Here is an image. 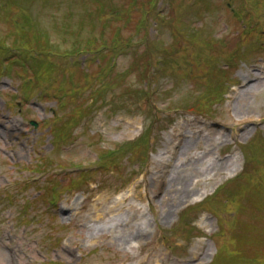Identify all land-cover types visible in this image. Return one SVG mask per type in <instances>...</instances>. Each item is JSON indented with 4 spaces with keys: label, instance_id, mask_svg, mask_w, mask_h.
I'll return each mask as SVG.
<instances>
[{
    "label": "rangeland",
    "instance_id": "obj_1",
    "mask_svg": "<svg viewBox=\"0 0 264 264\" xmlns=\"http://www.w3.org/2000/svg\"><path fill=\"white\" fill-rule=\"evenodd\" d=\"M78 1H80L79 6L81 10L78 13H73V15L77 17L76 23L78 24H76L75 27L79 26L80 30H83V33H81V40L86 41L92 39V34L95 29H99L104 22L107 29L102 38L108 42L113 38L112 34L107 35L111 27L129 29V27L121 24L122 22L115 20H100L98 22L94 21V23L84 13V11L90 10L92 0ZM121 1L122 0H119V2ZM142 1L147 2V0ZM26 2L27 0H17L16 5L22 9L24 6H28L25 5ZM124 2L125 3H119L116 8L126 7L128 5V15L133 19L134 23H140L137 26L138 38L130 48H126L125 54L129 62L127 59L123 58H119L116 61L118 69L124 67L128 63L125 70L117 72L116 70L111 71V69L105 67L102 69L101 74L103 78L109 79V81L106 80L103 83L105 91L111 90L119 85L115 93H113L112 98L116 101L117 106L128 108L129 105L126 99L143 95L142 84L144 73L152 53L148 51L145 36L141 37L146 23L144 21L146 20V16H140L143 13L151 12V10H147V8L138 4L131 7L128 0H124ZM45 3L46 2L41 0L35 1V5H33L35 17H33L31 10H24L19 14L22 15V21L27 31L34 32V29L47 28L46 31L50 34L54 33L55 36L59 27L62 26V22H55L50 25L47 19L49 18L47 14L49 10L45 9ZM164 3L169 5V0H165ZM161 4L162 2L159 3V5ZM170 4L171 15L176 12L186 15V19L182 23V26L191 31V36L188 37L187 41L196 43L195 48L188 52L191 54L192 58L196 57L195 59L198 61L201 58L206 64L205 66L200 63L195 65V70H197V72L192 71V74H197L198 77H194L193 83H195V85L189 92L190 96L195 100L203 102L208 111L207 117L212 118V111L221 107L225 102L227 86V82L221 72L216 68V65L219 66L218 63H221L222 66L227 67L228 61L225 62V56L234 57L235 55H237L240 62L237 68L230 72V82L233 81V83L238 84L239 93L236 100L233 102L230 113L225 112L223 108V111L220 110L221 113L219 114L220 117L217 118L218 120L215 119L213 122L208 123L212 120L195 115L191 111L187 113V111L184 110L179 111L170 109V111L162 112V94L159 92L158 95H155L153 98L154 105L156 104V108L160 109L158 110L157 118L164 117V120H161V125L163 122H165V124L163 130L158 131L156 127L153 134L150 133L151 137L149 139V144L152 146L150 147L152 154L149 151L147 154L148 159L157 161L164 158L165 155L162 149L170 141L171 136L175 134L173 132L176 127L180 125L182 128L191 129L192 127L187 124V121H191L193 117H196L193 121H196L203 127L208 128L211 124H216L220 127L224 126V130H226L228 126L223 125L219 120L229 122L227 120L228 117L230 120L243 121L240 124L237 122V127L234 131L236 136H234L233 139L226 136V139L218 140L216 146L211 147L212 152L199 154L202 148L205 147L204 150L206 151L210 146L207 145V137H204L202 134L194 133L191 135L194 139L185 144L184 150L178 149L179 153L182 151V154L180 157H177L175 164H181L182 166L177 175L168 178V181H172L171 184L162 186L155 180L156 177L149 174L146 185L148 199V202H146L148 205L146 210L149 217V227L147 236L141 244V248L133 247L129 249L125 244L128 237L125 236V239H119L120 235L116 233L113 234L108 227H100L94 230L89 227V225L100 224L95 223L85 216L81 218L79 223L75 221L73 224H70V219L64 212L55 219L56 225H59L58 227L47 225H44L45 227L37 226L39 231L36 233L33 230V225L27 227L25 233L23 227L11 226V222L8 220L14 218L17 212L14 203V197L16 195L23 192L31 194L30 201L23 200L21 202L23 208L22 215L27 216L30 209H38L42 206L37 200L39 196L43 192H45L46 195L50 193V190L46 187L43 189L33 188L26 185V179H18L15 182L12 197L9 198L8 208H5L4 204H0V240L3 244L7 245L10 244L9 239L12 240L11 246H13V252L16 256L21 258V263L17 259L14 260L16 264H41L45 262L44 257L51 258V261L59 260L62 264H200L202 261L198 260V257L194 259L193 255L197 253L198 246L202 243H206L202 244L205 250V255L203 257V259L205 258L204 264H208L216 253L217 245L223 244V241L228 243L230 250L233 251L236 249V252L244 258L245 264H264V223L260 219V215L261 217L264 216V203L260 205L261 210L247 202L244 203L245 207L243 209H241V202V205H238L236 202L232 204L230 209H227L225 217L222 215L223 225L221 229L226 233L221 236L216 235L214 238L215 240L210 235L218 230L217 213H209L216 209L219 204H224L225 200L230 197L231 190L239 185L231 186L225 194L222 195V193H220L213 198L217 191H215V189L228 178L236 175L239 171L241 172L245 169L247 179L250 177L249 175L251 173L256 175L250 178L247 184L254 183L260 177L264 180V158L259 159L255 169L252 165H247V163L250 162L254 163V158L249 160V158H251L249 153L242 154L238 146L241 143H245L252 134L256 139V142L253 144L258 145L260 140L264 139L261 138L262 135H264V52L262 57L252 54L250 57H246L247 60L244 58L245 52H254L261 45H264V36L257 37L251 33L247 34V31L254 26V19L264 15V0H170ZM76 6H78L77 3L74 7ZM52 7L53 6H51V8ZM25 8L26 7L23 9ZM98 8L99 3L92 9V13L97 14L98 19H102L106 15V12L104 10L100 11ZM70 9V4L65 3L62 9L63 15L70 16ZM164 14L175 22L179 21L178 17L167 14V10ZM110 15L112 14L110 13ZM259 19L262 21L260 26L264 29V16L259 17ZM194 21H196L198 25L192 26V22ZM70 27H73V25H70ZM163 28V32L161 27V31H159L161 37L163 35H168V33H179V27L174 25L172 21H165L163 23ZM204 31H207L209 35L201 37ZM124 32L128 34L126 30H124ZM254 32L256 31L254 30ZM76 34H79V30H77ZM68 35L69 30L63 34V36L67 38ZM194 36L196 37L195 39L193 38ZM15 41L17 40H13V42ZM77 42L78 39L75 40L74 46H76ZM57 44L65 43L60 42ZM166 44L167 38L165 46ZM70 50L76 53L83 52V49H79L78 47H72ZM161 54L164 56L166 55L164 51H161ZM46 56V50H33L19 54L24 64L37 66L44 65ZM117 57L118 54H115L114 58ZM172 60L178 61V57L176 56ZM230 60L232 61L231 65L235 64L233 58ZM242 60L246 62L243 63ZM16 62H18V59L11 58L9 53L0 49V105L3 99L1 88L9 87L10 90L13 91L18 88L20 90V96H22V90L30 87L34 82L32 76L24 74H18V81H15V79L9 76L8 72L11 71ZM99 62L100 58L97 57L96 63ZM73 70L75 69L72 68V71ZM82 72L88 73V68L83 67ZM94 78L95 74L92 75L91 79ZM111 80H114L115 83L113 84ZM135 80L136 82H134ZM89 81H85V83ZM3 82L7 83V86L3 84ZM158 83V88L161 91L171 87V80L169 78H161ZM230 86L232 87L233 85L230 84ZM81 97L83 99V96ZM181 97H183V93L176 94L173 100H171V106L178 103L184 105V103L180 101ZM20 99L16 103L11 104V108L5 112V116L9 118L20 117L21 113L18 111L23 108V103L20 102ZM138 101L141 107L149 105L146 98L139 99ZM97 104L98 101L94 103V106ZM164 105L167 106L166 103H164ZM14 107L16 108V113L13 109ZM35 107L41 108L39 104ZM106 109L105 107L102 110L95 111L93 117L87 122V127L85 126L86 124H84L79 125L75 129L73 134L75 139L73 140L71 149V153L73 154L71 156L73 158L90 162L99 155L100 151L103 152L111 147L110 143L128 141L137 134L138 131H136V127H139L137 121L140 120L134 118L126 119V117L134 116L140 111V107L136 102L131 104L130 111H124L123 113L119 112L121 114L117 115L103 112ZM35 112L39 113V109H36ZM84 116L85 118H89L87 115ZM169 117H171V119ZM172 119L175 120L171 122ZM126 122L128 124L122 129ZM68 123L69 125L64 127V121H59L56 123L53 132H43V143L36 131L27 127L25 129L27 130L26 133L29 131L28 137L24 139L21 138L17 143H14V146L10 145L8 149H15L16 152L11 153L14 157L27 159L28 155L33 150L41 148V143L44 151L47 145H51L52 147L56 146V142L51 141V139L62 136L65 130L73 126L71 120H69ZM18 128H20V126ZM87 128H89L91 132H86ZM2 131L3 129L0 127V147H5L4 140L5 138H7V140L10 139L12 133L9 135L4 134L2 138ZM32 137H36L34 143ZM92 139H94L95 143L99 141L97 146H88V144L92 142ZM225 144L229 146H223ZM31 146L35 148L33 149ZM106 146L108 147L103 149ZM46 148H49V146ZM218 155H222L220 162L216 159ZM39 163H41V160L32 159L29 165ZM149 163L148 160L143 162L137 161L133 165L124 166L122 170L124 172L136 171L138 166H142L141 164L144 166L147 164V166H149ZM7 164L8 158L0 151V189H4V187H2L4 182L1 176L5 175L7 172ZM114 164L113 162L106 165V169L109 170L108 172L104 166L101 168L105 173L104 182L112 187H114L115 184H120V180L125 177V175L120 176V174H122L120 170L118 173L119 175L111 173L110 170ZM70 170L79 171L82 170V168L73 166ZM99 173H101L100 170L90 173V179H97L99 181ZM9 175L11 174L9 173ZM55 178L61 180L62 184H65V182H74V179L75 181L79 180L78 177L71 176H55ZM139 179L140 178L133 181L125 191L122 190L121 192H130L133 185L136 184ZM31 180L34 181L36 179L31 178ZM102 189L100 192L95 190L87 192V190L84 189V192L76 194L74 199L79 201L82 200L84 195L89 194L85 203V205H87L91 198L94 199L101 193H104L102 196H109L110 193H113V188ZM256 189L264 193V183L259 181L256 185ZM184 190H193V194L190 193L186 199L179 200L178 194L175 193L176 191ZM114 193L113 196L117 197ZM211 193H213L212 196H210ZM245 193L246 192L243 194ZM243 194L239 195L238 201ZM205 196V199L212 197L213 200L203 205ZM242 198L255 199L259 202L262 197L259 196L258 192L250 191V194L242 196ZM55 201V199H51L49 203L52 204ZM199 202L201 203L199 204ZM196 205L200 208L192 212H185V208L189 209V207L192 208ZM201 205L204 207L201 208ZM236 210H239L237 216L234 214ZM232 212L233 221H231ZM47 217L48 219L50 218L49 215H47ZM36 219L39 218L34 215L33 220ZM18 220H20V217H18ZM230 221L231 223L233 222V224L229 232L226 230V227L230 225ZM188 233L189 235L187 236ZM232 233H235L241 243L230 239ZM93 236L98 238L97 242L89 240V237ZM244 244L249 245L246 246ZM228 257L229 256L224 255L225 260H227ZM262 259L263 262H261ZM5 263L6 261L0 264Z\"/></svg>",
    "mask_w": 264,
    "mask_h": 264
},
{
    "label": "bare ground",
    "instance_id": "obj_2",
    "mask_svg": "<svg viewBox=\"0 0 264 264\" xmlns=\"http://www.w3.org/2000/svg\"><path fill=\"white\" fill-rule=\"evenodd\" d=\"M227 119L230 123H232V120L229 118ZM237 122L240 124L243 121ZM187 124L192 127V132L196 134H203L204 131H207L208 135L204 137L208 138L207 145L210 146V148L216 146V142L218 140L226 137V134L221 127L216 124H212V128L206 129H203L195 122L187 121ZM228 126L232 127V125ZM184 129L185 128H182L180 125L176 127L173 132L175 134L171 136L170 141L162 149L165 157L161 158V160L153 161L151 163L152 166L150 170H146L142 177L143 190L141 193L135 191L132 195L126 194L121 198L116 199L111 196H100L91 200L90 204L84 207L86 218H90L95 223L100 224L89 225V227L94 230L99 229L100 227H108L112 233L120 235L119 239H125V236H127L128 240L125 242L127 245H131L132 242H136L137 244L141 243L147 233L149 220L144 211L132 203V198L134 197L140 202H145L146 200L148 202L146 185L149 174L156 177L155 180H157L162 186L171 184L172 181H168V178L173 175H177L182 166L181 164L176 165L175 161L178 156H181L182 151L185 148V144L192 140V137L187 135L184 132ZM178 149H181L182 151L179 153ZM190 193L193 194V190L176 191L175 194H178V198L180 200L186 199ZM58 210L71 215L76 213L74 205L62 204L58 207ZM89 240H91V237H89ZM204 255V245L199 244L198 251L195 255H193V258L195 259L198 257V259L200 258V260L203 261ZM1 258H6L3 253H0V259ZM11 261V257L6 258L5 264H9Z\"/></svg>",
    "mask_w": 264,
    "mask_h": 264
}]
</instances>
